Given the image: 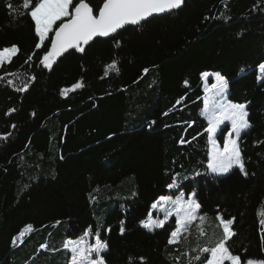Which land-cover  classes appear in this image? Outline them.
<instances>
[{
	"label": "trees",
	"instance_id": "1",
	"mask_svg": "<svg viewBox=\"0 0 264 264\" xmlns=\"http://www.w3.org/2000/svg\"><path fill=\"white\" fill-rule=\"evenodd\" d=\"M87 2L94 14L103 4ZM22 3L0 0V49L18 48L0 64V264H69L64 242L86 230L90 242L97 234L106 242L105 264H187L198 254L199 264L209 254L199 247L218 237L217 213L233 220V254L264 259V0H183L64 52L51 68L41 60L63 20L37 49ZM113 60L116 70L107 68ZM204 73L223 76L226 100L246 104L250 127L238 138L246 175L207 170ZM229 130L220 128V146ZM180 192L195 193L207 223L199 229L197 219L169 244L174 217L151 231L140 222L159 196Z\"/></svg>",
	"mask_w": 264,
	"mask_h": 264
},
{
	"label": "snow or ice",
	"instance_id": "2",
	"mask_svg": "<svg viewBox=\"0 0 264 264\" xmlns=\"http://www.w3.org/2000/svg\"><path fill=\"white\" fill-rule=\"evenodd\" d=\"M30 3L31 0H23L21 7L26 11L20 13V15H30L34 22L35 34L39 37V42L36 44L37 49L41 48L44 41L48 38L49 32L53 31V25L57 21H61L62 18H67L63 19L59 27L54 30L55 35L51 38V46L41 60L44 67L51 68L56 57L69 49L75 48L77 51L82 52L84 51L83 45L88 44L93 38L108 37L126 25H138L153 16V14L164 13L179 8L183 0H103L98 14H94V9L87 0H79L75 4L74 0H36L35 6L31 7L30 11H27ZM8 7L11 9V4ZM17 51L18 48L16 45L0 49V64L6 60L10 61ZM107 68L116 70V61L113 60ZM261 70L264 71V65H261ZM105 75H107V70ZM202 75L206 77L208 74L204 73ZM216 79L217 82L212 84L210 89L205 88V92H211L212 95L211 98L206 97V113H202L207 115L208 128L206 131L209 134V143L211 145L208 153L207 170L211 173L222 175L229 173L234 167H238L246 175L242 151L237 142V138L240 137L241 132L250 127L247 119L246 104L233 103L226 100L224 93L228 87V82L218 73L216 74ZM11 83L12 81H9V84ZM82 86V83L78 81L71 88L61 89L60 94L61 96H66L70 91ZM27 87L28 85L24 84L18 90L24 91ZM177 103L179 104L180 101H177ZM9 111L14 110L10 109ZM224 121H230L232 129L225 137L223 147H220L215 139H213L212 133ZM233 134L236 138H233ZM4 138L6 137H0V139ZM180 142L183 144L186 141L182 138ZM175 184L176 177L174 176L173 182L168 184L167 187L171 189ZM194 197L195 193L189 195L186 200L184 199L183 193L174 200L170 196H159L151 207L153 209L159 208L163 211L164 218L152 219L150 214L147 220L140 222L141 225L150 231L154 227L162 228L174 210L176 228L171 232L169 244L178 242L182 230L187 229L198 219L197 213L201 205ZM169 204L172 206L171 209L167 206ZM257 214L264 217V210L259 211ZM217 220L220 221L223 230L221 237L214 242H210V246L199 248L198 251L201 253H210V256L206 259V264H225V262H229V264H241V257L233 254L227 246L230 239L235 235L231 229L233 220H224L219 215L217 216ZM260 224L262 226L261 240L264 243V218L260 220ZM27 227L30 228L31 226ZM120 231L121 233L125 231L123 226ZM90 234V231L86 230L81 237L64 242L65 250L71 253L69 264H105L101 253L107 249V244L100 239L99 234L95 237V243L90 244L86 239ZM204 234L203 231L199 233L201 236ZM40 247L45 248L46 245L42 244ZM140 259L143 262L144 258L141 257ZM246 264H264V259L257 260L249 258Z\"/></svg>",
	"mask_w": 264,
	"mask_h": 264
},
{
	"label": "rangeland",
	"instance_id": "3",
	"mask_svg": "<svg viewBox=\"0 0 264 264\" xmlns=\"http://www.w3.org/2000/svg\"><path fill=\"white\" fill-rule=\"evenodd\" d=\"M62 20H63V18H62ZM54 26V25H53ZM262 65H264V64H262ZM208 75L205 77V76H203L202 77V79H203V84H204V88H211V85L212 84H214V83H216L217 82V79H216V74L217 73H211V74H209V73H207ZM209 76H211V79H212V83H210V84H208L207 83V80H208V78H209ZM205 93V95H204V98H203V103H204V107H205V109H206V106H205V99H206V97L207 98H211V95H212V93L211 92H209V93H206V92H204ZM224 95H225V93H224ZM225 124H228V126H229V128H230V130L227 132V134H226V136L231 132V129H232V126H231V122L230 121H224L222 124H220V125H218L217 127H216V130H215V132L214 133H212V135H213V139H215V141H216V143L218 144V142H217V134H218V132H219V130H220V128H222ZM208 137H209V134H208ZM233 138H236L235 136H234V134H233ZM237 142H238V138H237ZM209 145H210V143H209ZM219 145V144H218ZM220 146V145H219ZM210 147H211V145H210ZM220 147H223V146H220ZM208 163V162H207ZM181 193H183L184 194V199L186 200L187 198H188V196L189 195H192L193 193H188V194H186V193H184V192H180V193H178L176 196H170V197H172V199L174 200L177 196H180L181 195ZM170 209H171V205L169 204V205H167ZM151 214V217H152V219H163L164 218V213H163V211H161L159 208H156V209H151V211H150V213H149V215ZM149 215H148V217H147V219L149 218ZM220 216V217H222V215L221 214H219V213H217L216 215H215V224H216V226L218 227V230H219V234H218V237L214 240V241H216L217 239H219L220 237H221V235H222V227H221V225H220V221L219 220H217V216ZM197 216H198V213H197ZM171 217H174V219H175V224H176V217H175V213H174V210H173V214L171 215V216H169V218H168V220L171 218ZM223 218V217H222ZM224 220H226L225 218H223ZM167 220V221H168ZM199 220V219H198ZM197 220V221H198ZM166 221V222H167ZM196 221V222H197ZM202 222H204V223H207L206 222V220H204V218H202L201 220H199L198 221V226H199V229H200V224L202 223ZM190 227V226H189ZM189 227L187 228V229H185V230H182V232H181V235L180 236H183V235H185L186 233H187V231H188V229H189ZM87 240H88V242L91 244V243H95V239H94V241L93 242H90L89 241V238H86ZM179 239V238H178ZM205 246H208L207 244H203L202 246H200L199 248H201V247H205ZM208 256H210V253L208 254ZM198 257H199V254H198ZM207 259V258H206ZM71 260V259H70ZM187 264H198L197 263V258H196V260H195V263H187ZM199 264H206V260L204 261V262H202V263H199ZM225 264H229V262H225ZM241 264H246V261L245 262H242L241 261Z\"/></svg>",
	"mask_w": 264,
	"mask_h": 264
},
{
	"label": "water",
	"instance_id": "4",
	"mask_svg": "<svg viewBox=\"0 0 264 264\" xmlns=\"http://www.w3.org/2000/svg\"><path fill=\"white\" fill-rule=\"evenodd\" d=\"M180 7H181V6H180ZM180 7H179V8H180ZM176 9H178V8H176ZM173 10H174V9L169 10V11H166V12H164V13L153 14V16H151V17L164 15V14H167V13L173 11ZM97 14H98V13H97ZM151 17H149V18H151ZM149 18H148V19H149ZM143 22H144V21H143ZM141 23H142V22H141ZM127 26H134V25H126L125 27H127ZM58 27H59V26H58ZM58 27H57V28H58ZM119 30H120V29H118L117 32H118ZM117 32H116V33H117ZM114 34H115V33H112V34H110V36H112V35H114ZM54 35H55V31L53 32L52 37H53ZM110 36H108V37H110ZM52 37H51V38H52ZM95 38H107V37H95ZM95 38H93V39H95ZM90 42H91V41H89V43H90ZM89 43H88V44H89ZM86 45H87V44H86ZM50 46H51V42H50ZM50 46H49V48H50ZM83 46H84V45H83ZM72 49H74V48H72ZM69 50H71V49H69ZM69 50H68V51H69ZM66 52H67V51H66ZM62 54H63V53H62ZM62 54H61V55H62ZM61 55H60V56H61ZM60 56L56 57V59H55V61L52 63V65L56 62V60H57ZM42 64H43V63H42Z\"/></svg>",
	"mask_w": 264,
	"mask_h": 264
},
{
	"label": "bare ground",
	"instance_id": "5",
	"mask_svg": "<svg viewBox=\"0 0 264 264\" xmlns=\"http://www.w3.org/2000/svg\"><path fill=\"white\" fill-rule=\"evenodd\" d=\"M60 25V24H59ZM42 63V62H41ZM43 65V64H42Z\"/></svg>",
	"mask_w": 264,
	"mask_h": 264
}]
</instances>
